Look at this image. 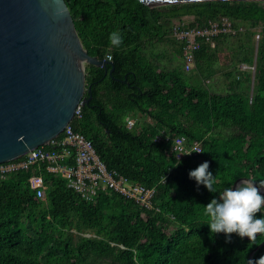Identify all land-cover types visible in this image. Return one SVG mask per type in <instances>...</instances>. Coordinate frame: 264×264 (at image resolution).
<instances>
[{
    "label": "trees",
    "instance_id": "1",
    "mask_svg": "<svg viewBox=\"0 0 264 264\" xmlns=\"http://www.w3.org/2000/svg\"><path fill=\"white\" fill-rule=\"evenodd\" d=\"M65 1L84 48L99 59L110 55L114 64L112 71L111 65L86 64L85 96L91 98L72 127L109 169L155 188L152 207L111 191L86 201L46 166L37 170L47 186L43 198L30 186L31 171L0 176V264H248L264 235L251 242L233 233L229 242L224 233H211L204 212L237 178L264 180V38L256 52L254 30L264 24V1ZM185 16L193 17L189 26L206 27L226 16L234 27L249 28L219 34L216 47L202 41L189 72L185 63L154 62L149 48ZM113 32L123 40L118 48L110 45ZM229 37L237 39L233 59L241 55L242 62H231L227 87L220 90L208 79L215 77L219 46ZM183 50L180 42L182 58ZM162 130L185 136L189 148L199 141L202 151L179 158L172 139L156 140ZM204 161L215 176V193L189 178ZM262 255L264 245L253 260Z\"/></svg>",
    "mask_w": 264,
    "mask_h": 264
},
{
    "label": "water",
    "instance_id": "2",
    "mask_svg": "<svg viewBox=\"0 0 264 264\" xmlns=\"http://www.w3.org/2000/svg\"><path fill=\"white\" fill-rule=\"evenodd\" d=\"M140 1L156 6L204 0ZM86 64L114 69L111 60L84 48L65 0H0V163L64 132L91 98L85 96ZM248 179L258 186L252 176H241L233 187ZM263 245L251 248L249 260Z\"/></svg>",
    "mask_w": 264,
    "mask_h": 264
},
{
    "label": "built area",
    "instance_id": "3",
    "mask_svg": "<svg viewBox=\"0 0 264 264\" xmlns=\"http://www.w3.org/2000/svg\"><path fill=\"white\" fill-rule=\"evenodd\" d=\"M185 18L191 19L190 22L193 20L192 16H185L182 20ZM189 23L180 22L174 26L175 36L184 42L183 60L186 71L194 66L195 52L201 47L202 41L209 43L211 47H216V36L219 34L236 35L238 32L245 33L248 30L243 25L234 27L233 22L226 16L210 20L206 27L189 26ZM182 25H186V28L181 29ZM254 30L256 31L255 45L257 48L259 40L264 38V24L255 27ZM108 59H111L110 55ZM247 67L243 65V68ZM250 67L255 69V65ZM75 115H81V104ZM127 123L129 128L135 126V122L130 118L127 119ZM63 134L61 138L57 136L52 139L48 145L30 150L19 158L0 163L1 178H6L9 174L21 170L31 171L30 186L36 191L37 197L43 198L46 195L47 186L42 174L37 170L46 166L45 170L66 179L67 186L86 201L96 200L102 191H111L126 198L135 199L147 208L152 207L155 188L135 184L116 170L109 169L97 154L92 142L84 134L75 131L71 123L66 126ZM155 138L157 141L162 138L172 139L173 149L179 158L185 155L181 152L199 149V152L191 153L197 155L202 151L199 141H193L189 148L185 136L174 135L167 130H162ZM67 159H71L72 162H68Z\"/></svg>",
    "mask_w": 264,
    "mask_h": 264
},
{
    "label": "clouds",
    "instance_id": "4",
    "mask_svg": "<svg viewBox=\"0 0 264 264\" xmlns=\"http://www.w3.org/2000/svg\"><path fill=\"white\" fill-rule=\"evenodd\" d=\"M110 45L120 47L123 43L122 37L113 32L109 37ZM193 149L191 154L199 152ZM181 162V161H180ZM210 164L204 161L197 168L190 170L189 178L196 181L197 186L204 185L210 192H217L215 187V176L209 171ZM264 180L256 182L244 180L236 187H225L219 191V197L213 198L206 204L204 215L209 217L207 224L212 234L224 233L230 242L231 234L236 233L239 237L250 238L251 242L257 240V234L264 235V215L257 217V213L264 211ZM248 264H264V255L258 259L248 260Z\"/></svg>",
    "mask_w": 264,
    "mask_h": 264
},
{
    "label": "rangeland",
    "instance_id": "5",
    "mask_svg": "<svg viewBox=\"0 0 264 264\" xmlns=\"http://www.w3.org/2000/svg\"><path fill=\"white\" fill-rule=\"evenodd\" d=\"M191 19L189 18H185L183 20H177L175 22H173V27L175 25H178L180 22H190ZM243 25L247 28H249L247 25L244 24H240ZM247 32V31H246ZM237 39L235 37H229V39L227 41H225V43L220 44L219 46V59L216 62V75L213 79V83L214 81L216 82L217 80V84L218 82H222L225 81L226 78V73L229 70V66H231V62H242L240 61V57H242L241 55L237 56V59H233L236 58L234 57V54L237 52L236 51V41ZM180 40L177 39V37L174 34V31L172 32H168L167 36L165 37L164 41L162 42H156L155 45H152L149 49L150 54H152V60H154V62H166L165 64H169L171 62H173V65L175 67H180L182 64H184V60L181 56V54L179 53V45H180ZM256 52H258V46L256 48ZM239 58V60H238ZM159 60V61H158ZM235 60V61H233ZM204 62H210V61H204ZM255 62V59L254 61ZM191 71V70H189ZM188 71V72H189ZM247 72V70L245 71ZM211 79V80H212ZM227 79V78H226ZM213 83H210L211 85ZM253 85V83H252ZM251 85V87H252ZM215 86V85H214ZM213 86V88H215ZM224 90V89H223Z\"/></svg>",
    "mask_w": 264,
    "mask_h": 264
},
{
    "label": "crops",
    "instance_id": "6",
    "mask_svg": "<svg viewBox=\"0 0 264 264\" xmlns=\"http://www.w3.org/2000/svg\"><path fill=\"white\" fill-rule=\"evenodd\" d=\"M213 81V79L211 80V79H208V82H210V83H213L212 82ZM218 81V80H217ZM214 83H215V81H214ZM213 83V84H214ZM227 83H228V81H227V79L225 78V81H222V82H218V84H215V86L216 87H218V89H220V90H223L224 88H226L227 87Z\"/></svg>",
    "mask_w": 264,
    "mask_h": 264
},
{
    "label": "flooded vegetation",
    "instance_id": "7",
    "mask_svg": "<svg viewBox=\"0 0 264 264\" xmlns=\"http://www.w3.org/2000/svg\"><path fill=\"white\" fill-rule=\"evenodd\" d=\"M240 25V24H239Z\"/></svg>",
    "mask_w": 264,
    "mask_h": 264
}]
</instances>
